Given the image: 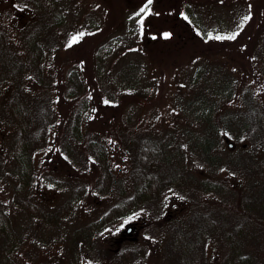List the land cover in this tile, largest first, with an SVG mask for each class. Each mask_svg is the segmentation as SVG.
<instances>
[{
  "label": "rangeland",
  "instance_id": "obj_1",
  "mask_svg": "<svg viewBox=\"0 0 264 264\" xmlns=\"http://www.w3.org/2000/svg\"><path fill=\"white\" fill-rule=\"evenodd\" d=\"M188 1L195 13L190 19L202 27L199 31L209 35L206 41L181 18V6L178 14L185 30L178 27L179 21L168 20L164 8L170 1L0 0V30L11 53L24 64L29 58L26 37L35 29L43 30L40 78L27 70L0 86V206L9 214L17 235L12 252L17 264H72L67 249L72 230L99 217L124 192V196L132 193V146L148 136L170 134L171 142L180 148L186 169L200 180L209 181L210 186L175 189L160 201L142 205L126 219L98 232L89 244H81L80 264H169L163 248L168 227L174 219L190 227L189 217L194 210L212 211L214 220L226 223L230 229L239 223L233 202L248 194L246 183L254 177L240 172L231 160L247 154L262 170L264 137L261 146L246 133L239 138L226 133L218 151L225 164L201 163L190 146L193 132L198 133L204 125L189 101L202 89V78L221 69L233 75L235 96L220 102L219 112L244 111L240 97L245 90L264 104V78L255 73L257 59H251L256 56L259 40L263 45L259 23L264 0ZM232 35L234 39L224 38ZM131 59L141 66L137 84H118L114 73ZM71 69L78 72L82 82L73 96L68 91L70 84L64 81ZM203 69L207 73L196 75ZM18 87L27 91L33 106L44 104L42 98L48 94L54 121L49 146L34 158L31 199L52 211L67 197L68 186L83 189L82 198L56 225L28 219L10 200L15 176L9 169L13 165L7 141L15 133V126L6 117L7 101ZM82 107L78 138L70 129L75 112ZM87 137L108 147L112 183L107 189L101 185V165L84 142ZM124 248L133 252L131 259L99 255L105 249L112 253ZM246 248L256 255L253 264H264V240L254 246L246 244ZM224 253L221 233H213L207 247V264H223Z\"/></svg>",
  "mask_w": 264,
  "mask_h": 264
},
{
  "label": "trees",
  "instance_id": "obj_2",
  "mask_svg": "<svg viewBox=\"0 0 264 264\" xmlns=\"http://www.w3.org/2000/svg\"><path fill=\"white\" fill-rule=\"evenodd\" d=\"M168 1H170L169 5L164 8L168 20L170 17L172 20L175 19L173 21H179L178 27L182 30L186 28V25L181 23L182 19L187 20L192 24L193 31L199 32L201 40L206 41L205 38L209 35L203 30L199 31V28L202 27L197 22L194 25L190 19L195 14L193 5L188 0H162V2ZM179 6L182 7L181 11L184 16L181 17L182 19L178 14L180 13ZM260 19L259 29L264 36V11ZM42 32V28H38L31 31L26 37L25 43L29 58L24 64L11 53L4 33L0 30V86L7 81L12 82L16 75L27 70L36 73L40 78L43 73L42 63L44 60V49L40 39ZM260 41V46L258 45L257 52L254 53L256 56L251 59L254 61L257 59V67H254L255 73L264 78V40L261 42L263 45L260 44ZM140 68L141 66L131 59L122 64L113 77L118 84L133 87L137 84ZM199 73L203 75L207 72L204 69L201 72L197 70L196 75ZM64 81L70 84L68 91L72 96L82 87L78 72L74 69L67 72ZM234 86L233 75L220 69L214 75L202 78V89L189 101L192 107L194 106L193 112L197 114L204 125L198 133L193 132L190 147L198 156L199 161L209 166L225 164L226 160L219 159L218 151L226 133L235 138L246 133L250 139L258 141L262 146L264 104L261 105L260 101L256 102L254 95L249 90H245L240 97L243 101L244 111L219 112L220 102L230 101L234 98ZM26 92L18 87L7 101L6 117L15 126V133L7 141V151L13 165L9 169L15 176L10 200L24 212L28 219L37 218L56 225L82 198L83 189L68 186L67 197L52 211L44 210L31 199L30 179L33 174L32 170L35 168L34 158L49 146L51 127L54 121L51 117L47 92V95L42 98L45 103L40 102L42 105L34 106L28 101ZM79 98H81L80 105H82V97ZM80 110L75 112L70 129V133L78 138L81 136L83 107ZM87 133L89 134V131ZM83 139L92 157L101 165L103 171L101 185L107 189L112 183V169L107 162L108 147L97 139L90 137ZM171 140V135L167 134L160 138L148 136L134 142L132 146L133 168L130 175L133 181L132 193L124 196V192L120 199L99 217L72 230L67 245L72 264H80L79 246L81 244H89L98 232L126 219L142 205L160 201L173 190L183 187L208 189L211 183L207 180H200L186 169L183 156H180L181 151L178 144H173ZM262 148L264 147L262 146ZM232 163L240 172L244 171L254 177L252 182L246 183L248 194L243 198L236 197L233 202L239 223L230 229L226 223L214 220L215 214L212 211L200 210H194L189 217L190 227L179 224L177 219L172 220L166 232V241L163 247L164 256L169 264H207L208 242L210 236L216 232L221 233L225 244L223 264L254 263L256 255L246 248V244L254 246L255 243H260V239L264 240V175L261 176L264 168L261 170L247 154L231 160ZM262 166L264 167V160ZM117 187L118 191L122 193L123 188L120 183L117 184ZM219 188L224 187L219 186ZM220 214L225 217V213ZM16 239L17 235L10 216L0 206V264H17L12 257ZM99 255L109 259L115 255L119 258L131 259L133 252L124 248L111 253L105 249Z\"/></svg>",
  "mask_w": 264,
  "mask_h": 264
},
{
  "label": "snow or ice",
  "instance_id": "obj_3",
  "mask_svg": "<svg viewBox=\"0 0 264 264\" xmlns=\"http://www.w3.org/2000/svg\"><path fill=\"white\" fill-rule=\"evenodd\" d=\"M148 2L151 3V0H148ZM141 12H144V9L143 8L141 9ZM247 19H248V17H245V20H247ZM80 35H83V33H81ZM165 36H167V34H165ZM216 38L217 39H221V37H219V36H217ZM224 38H226V39H234L235 38V35L228 36V37H224Z\"/></svg>",
  "mask_w": 264,
  "mask_h": 264
},
{
  "label": "water",
  "instance_id": "obj_4",
  "mask_svg": "<svg viewBox=\"0 0 264 264\" xmlns=\"http://www.w3.org/2000/svg\"><path fill=\"white\" fill-rule=\"evenodd\" d=\"M228 146H231V143H228ZM129 229H127V231H128Z\"/></svg>",
  "mask_w": 264,
  "mask_h": 264
}]
</instances>
